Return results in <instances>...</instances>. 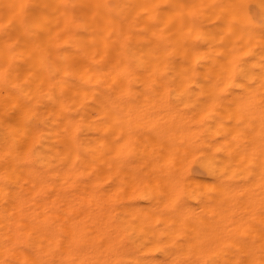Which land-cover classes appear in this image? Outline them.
I'll list each match as a JSON object with an SVG mask.
<instances>
[{
  "label": "clouds",
  "instance_id": "9594fccd",
  "mask_svg": "<svg viewBox=\"0 0 264 264\" xmlns=\"http://www.w3.org/2000/svg\"><path fill=\"white\" fill-rule=\"evenodd\" d=\"M21 8L0 264H264V0H0V21Z\"/></svg>",
  "mask_w": 264,
  "mask_h": 264
},
{
  "label": "bare ground",
  "instance_id": "6f19581e",
  "mask_svg": "<svg viewBox=\"0 0 264 264\" xmlns=\"http://www.w3.org/2000/svg\"><path fill=\"white\" fill-rule=\"evenodd\" d=\"M27 5H25L26 7ZM24 8H21L15 15L8 18L6 21H0V27H8L14 23L18 18H23Z\"/></svg>",
  "mask_w": 264,
  "mask_h": 264
}]
</instances>
